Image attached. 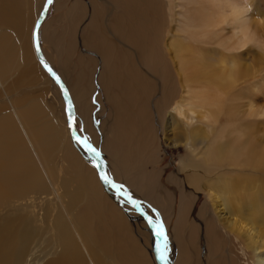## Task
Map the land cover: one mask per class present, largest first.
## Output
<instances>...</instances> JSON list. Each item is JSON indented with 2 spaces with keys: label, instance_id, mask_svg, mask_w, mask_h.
Listing matches in <instances>:
<instances>
[{
  "label": "bare ground",
  "instance_id": "bare-ground-1",
  "mask_svg": "<svg viewBox=\"0 0 264 264\" xmlns=\"http://www.w3.org/2000/svg\"><path fill=\"white\" fill-rule=\"evenodd\" d=\"M69 3L66 24L42 28L44 49L58 56L68 112L74 120L77 107L88 139L107 157L108 177L158 208L173 264L200 256L264 264V140L254 129L264 122V0ZM39 7L0 0V264H152L140 224L108 200L106 182L72 147L68 112L66 131L53 101L27 89L34 82L61 91L35 58ZM78 46L85 52L75 58ZM92 86L103 95L99 110L90 106ZM194 115L202 127L191 128ZM161 139L187 151L179 173L164 178L172 190L159 185L167 170L158 169ZM235 189L253 194L236 209L219 198Z\"/></svg>",
  "mask_w": 264,
  "mask_h": 264
},
{
  "label": "rangeland",
  "instance_id": "rangeland-1",
  "mask_svg": "<svg viewBox=\"0 0 264 264\" xmlns=\"http://www.w3.org/2000/svg\"><path fill=\"white\" fill-rule=\"evenodd\" d=\"M37 2V6L40 5L39 7V12L37 14V16H39V13L43 7V4L45 2V0H35ZM68 1V2H67ZM69 0H51L50 2V6L48 7L47 9V12L45 14V17L43 18V20L41 21L40 25H39V32H38V43H39V48L41 50V53L43 55V57L45 58V61L46 63L50 66V68L53 70V72L60 78V80H62L64 82V78L62 77L61 73H60V70H59V58L57 55H52V59L50 58L51 56H49V54H46L45 52V49L44 48H47V43L44 41L43 39V36H42V28H44L45 25H47L50 21L54 22V24H56L57 27H60L63 23L66 24V19L64 20L65 22L62 23V16H65L64 14L66 13L67 11V7L69 5ZM38 17H36L37 19ZM59 20V21H58ZM36 22V20H35ZM34 22V23H35ZM63 24V25H64ZM33 27H34V24H33ZM41 30V32H40ZM33 34V28H32V32ZM42 37V38H41ZM31 40H32V35H31ZM42 40V41H41ZM43 45V46H42ZM80 50V51H79ZM81 52H85V49H83L82 46H78L77 47V53L78 55H76L75 58H77L79 56V54ZM34 54H35V58H36V61H37V64L40 65V71H42V73L44 74H48L43 66V64L40 62V60L37 58V55H36V52L34 51ZM45 55V56H44ZM57 56V57H56ZM58 58V59H57ZM74 58V65H76V59ZM73 64V63H72ZM80 69L79 66L76 67L75 71H78ZM98 69H95V73H97ZM59 72V73H58ZM45 79V78H44ZM33 82V81H31ZM29 84H32V83H29ZM39 84V85H38ZM42 85H40V83H34L32 84V86H28L27 89H29L28 91H31L32 94L34 96L37 95V93L39 92L42 93L43 91V94L46 96V98H50L49 100L50 101H53V110L55 112V114L59 117V119L62 121L61 123H63L64 125V129H66L67 131V117H66V114L68 112V105H67V102L65 100V97L63 95V93L58 90L57 92L55 91L53 94H52V89L49 91L48 90H41V88L43 87H40ZM25 87L21 88V89H24ZM20 89V90H21ZM67 89V88H66ZM34 91V92H33ZM68 91V90H67ZM91 95H90V99H89V102H90V106L91 108H93L94 110H99L98 108V94L101 95V92L99 90V88H95V86L91 87ZM51 93V94H50ZM59 94V95H58ZM47 95H50V97H48ZM58 95V96H57ZM103 96V95H101ZM53 97V98H51ZM55 97V98H54ZM0 98L2 103L3 102V94L2 92L0 91ZM53 99V100H52ZM60 99V100H59ZM0 101V103H1ZM58 102V103H57ZM72 102V100H71ZM57 104V106H56ZM62 104V105H61ZM73 104V103H72ZM55 106V107H54ZM72 111H73V114L74 115V120H73V123H74V128L75 130L84 138V139H87V141L92 144V146L97 150V152L100 154V157H101V161H102V167H103V170L105 171V173L111 177L112 176V172L110 171V166L108 164V160H107V157L106 155L98 148V145L95 144L92 140V142L96 145H93V143L88 139V136L85 132V128L81 122V120L79 119V116L77 115L78 114V109L76 106H72ZM96 108V109H95ZM244 108V107H243ZM61 110V111H60ZM58 112V113H57ZM242 112H244L242 110ZM94 115H96L95 113H93ZM78 117V118H77ZM259 120V119H257ZM80 121V122H79ZM192 123H191V128L192 127H195V128H200L202 127L201 123H200V115H194L193 119L191 120ZM176 127L178 130L181 129V124L180 122H176ZM166 128H167V125H166ZM254 129H255V132L257 134H259L263 140H264V122H257V124H255L254 126ZM169 130V128L167 129ZM68 135H69V140L71 142V145L74 149H76L78 152H80L79 154H81V156L83 158H85L86 162L88 163V166H91L89 168L91 169H94L95 171V166H94V159H93V155L91 153V151L82 143H78L76 142L70 135L69 131L67 132ZM252 133V132H251ZM172 139L170 138V135L168 136V140H167V143H169ZM163 140L161 139V142ZM156 143L159 145V147L163 148L166 152L164 154V157H163V160L160 161L158 163V169L160 168H163L164 166L167 167V170H166V173L165 175L162 177L161 179V183H159V185L161 186L162 184H165L166 188L172 190L174 187L172 185H168L164 178L166 177V175L170 172H174V173H179V168L178 166L179 165H182L184 160H185V157L187 155V151L183 149V147H179V148H171L169 146H167L165 143L162 142V145H160L159 143V140L157 141L156 140ZM172 145V143L170 144ZM76 146V147H75ZM161 148V149H162ZM101 151V152H100ZM184 156V157H183ZM60 157H58L56 159V162L60 161ZM111 159H109L110 161ZM150 166V165H148ZM148 168V167H147ZM184 173V172H183ZM58 176H62V173H59ZM235 176H239L238 174L235 175ZM113 178V177H111ZM57 184L59 185V182H57ZM102 184V188L105 192V195L108 197V200H110V202H112L113 204L117 205L119 208H122L123 209V213L127 216V218L133 223V224H140V228L143 232V234H139V237L140 238H144L145 239V242H146V250H147V255H149V260L152 262V264H157V255H158V246H159V236L157 235V233L153 230H151L150 228H148L140 219H139V214L137 212V214L133 211L136 210L132 204H130L132 207L130 208L128 205H126V203L124 204V201L122 198H120L117 195H115V193L113 192L112 189H109L108 186L106 185V183L104 182H101ZM116 185L120 186L123 190H125L127 192V194L134 198L139 204L141 201H143V199L141 200V198L139 196H137V194L135 192H130L131 190L125 185L124 182L122 181H117L115 182ZM104 186V187H103ZM133 195V196H132ZM251 196H253L252 193H250L248 190H243V191H238L237 189L233 190V191H226V192H221L220 193V199L223 200L224 203L230 205L231 207L233 206L234 209H236L235 205H241V203L243 204H248V201L251 200ZM203 197L204 195H200V197L198 198V202L196 203V208H194V212H192L193 216L194 217L197 213V210L199 209L202 201H203ZM262 197V196H261ZM220 199L218 201H220ZM176 200H178V197H176ZM217 202V201H216ZM144 205H143V204ZM141 204L143 205V207H145V209L141 206ZM140 206L143 208V210L146 212H150L149 216L152 217V221L157 223L163 230V232H165V237H166V244H165V247H164V251H165V264H173V252H171L172 250V242H168V232H167V225L165 223V221L163 220L162 216H161V213L160 211L158 210V208L152 204H149L145 201L141 202ZM146 205L148 206V208L150 209V211L146 208ZM146 209L148 211H146ZM207 213L210 214L209 211H211V204L210 202L208 201V208H207ZM210 209V210H209ZM121 210V209H120ZM122 211V210H121ZM147 214V213H146ZM148 215V214H147ZM216 217V216H215ZM132 220H131V219ZM217 218V217H216ZM262 230H264V228H262ZM203 233L204 231L202 229H199V236L201 237V241H202V237H203ZM201 246H199V250L201 249V253L203 256H205L206 252V246L204 243L200 242ZM167 248V249H166ZM170 248V249H169ZM194 249V248H193ZM198 249V248H197ZM198 250V251H199ZM199 257V256H198ZM196 264H208V262L205 260V257H202L200 256V259L197 260Z\"/></svg>",
  "mask_w": 264,
  "mask_h": 264
},
{
  "label": "water",
  "instance_id": "water-1",
  "mask_svg": "<svg viewBox=\"0 0 264 264\" xmlns=\"http://www.w3.org/2000/svg\"><path fill=\"white\" fill-rule=\"evenodd\" d=\"M51 0H46L45 4L43 5L42 11L40 13V15L38 16V19L35 23L34 29H33V42L35 44V48H36V52L38 54L39 59L41 60V62L43 63L44 67L46 68L47 72L49 73V75L54 79V81L57 83V85L60 87L65 100L67 102V105H71V100L68 94V91L66 90V88L63 86V84L61 83V81L59 80V78L57 77V75L53 72V70L50 68V66L45 62L42 54L40 53V49H39V45H38V37H37V28L39 26V23L41 22L46 8L49 6ZM71 112H68V122H69V127H70V131L71 134L74 138V140L80 144H84L92 153L93 157H94V166L96 168L97 174L100 178V180L105 181L110 187L111 189L118 194L120 197H122L123 199H125L126 201H128L129 203H131L134 208L139 212V214L145 219V221L147 222V224L149 225V227L155 231L156 233L162 231V228L155 222H153L148 215L145 213V211L143 210V208L140 206V204L131 196H129L122 188H120V186L116 185L109 177L108 175L105 173V171L103 170L102 167V163H101V157L99 155V153L97 152V150L86 140L84 139L74 128L73 125V117L72 114L70 115ZM94 150V151H93ZM164 234V232H163ZM159 236V235H158ZM160 238V245H159V255L157 257L159 264H165V260L161 259V255H164V244H165V235L163 236H159Z\"/></svg>",
  "mask_w": 264,
  "mask_h": 264
},
{
  "label": "snow or ice",
  "instance_id": "snow-or-ice-1",
  "mask_svg": "<svg viewBox=\"0 0 264 264\" xmlns=\"http://www.w3.org/2000/svg\"><path fill=\"white\" fill-rule=\"evenodd\" d=\"M94 151V150H93ZM157 235H159V236H163L164 234H163V232L162 231H160V232H158L157 233ZM161 259H164V256L163 255H161V257H160Z\"/></svg>",
  "mask_w": 264,
  "mask_h": 264
}]
</instances>
